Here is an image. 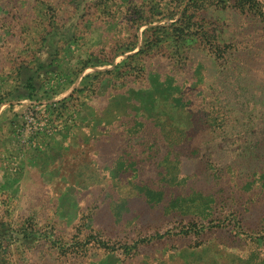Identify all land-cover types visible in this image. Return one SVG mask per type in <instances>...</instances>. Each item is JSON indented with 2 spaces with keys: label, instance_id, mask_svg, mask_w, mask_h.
Returning a JSON list of instances; mask_svg holds the SVG:
<instances>
[{
  "label": "rangeland",
  "instance_id": "374dc122",
  "mask_svg": "<svg viewBox=\"0 0 264 264\" xmlns=\"http://www.w3.org/2000/svg\"><path fill=\"white\" fill-rule=\"evenodd\" d=\"M183 1L0 0V264H211L225 246L264 257L240 234L264 235V24L193 7L186 36L174 23ZM176 106L195 126L231 118L182 146L179 187L154 158L169 149L156 118ZM119 160L136 161L121 177L164 198L153 206L134 189L108 206L124 197L108 170Z\"/></svg>",
  "mask_w": 264,
  "mask_h": 264
},
{
  "label": "trees",
  "instance_id": "16d2710c",
  "mask_svg": "<svg viewBox=\"0 0 264 264\" xmlns=\"http://www.w3.org/2000/svg\"><path fill=\"white\" fill-rule=\"evenodd\" d=\"M80 3V2H79ZM76 1V4H79ZM182 4H185V0L182 2ZM195 7L196 9H203L205 11L208 9V7H214L216 10H226L228 8H232L238 13L241 17H244L246 19L254 20L256 22L257 26H263L264 24V0H189L186 4L185 8L183 10H178L177 14H180V17L175 20L174 23L178 24L176 27V30H181V32H184L186 36L189 35H195L196 31V23L193 22V20L190 19L188 15V11L190 8ZM234 11V12H235ZM171 17V16H170ZM175 19V17H172ZM206 18L203 16L202 21H205ZM204 25V23L202 24ZM229 28V24H226L225 26L221 27L220 32L224 29ZM206 33V31H205ZM212 37V35H210ZM215 38H217V34L214 35ZM234 45V42L231 41ZM233 49L231 48H225L223 50V56H227V59H229V62H233V58L236 57V47ZM252 58V57H251ZM225 59V58H224ZM232 59V60H231ZM253 59V58H252ZM225 69H232L230 65H228ZM236 72H234L235 75ZM27 87L31 90L35 89V86L33 84V75H30L27 79ZM245 83L241 86L238 84V89H246L250 87V81L245 80ZM252 96L254 97V94H250V97L252 99ZM174 100H179L180 98L174 96ZM254 104L251 106V109L253 108H262L261 105L256 104L254 99ZM160 103V100H156L152 106H157V103ZM159 106V105H158ZM173 108V107H172ZM219 108H222L219 106ZM224 108V107H223ZM154 109V108H152ZM230 113H232V108L229 110ZM220 114L218 116H208V121L205 120L206 126H195V115L191 113V111H188L186 107L183 106H176L175 110L172 109V113H166L165 115L159 114L156 118L157 121H155L158 126L161 128V134L162 136L156 138L157 141L160 143H167L168 144V152L166 154L163 153L160 146L157 147V153L155 159H159V175H161V181L166 183V185L169 184L175 185L176 181L178 182L176 187H179V184H182L181 181H179V176L182 169V164L180 163V158H182V146H186V149L188 147H193L196 145H200L202 139L199 136L200 130L208 129L209 133L215 136V132H219L220 129H223L225 131L226 126L229 124L228 120L231 118H227L226 111L219 112ZM217 125V128H212V126ZM260 129H255L257 131ZM214 133V134H213ZM222 135V134H221ZM216 135L215 139H219L221 141L225 138V136ZM214 139V141H215ZM156 141V140H155ZM209 141V140H208ZM262 141V140H259ZM219 143V142H218ZM260 143V142H259ZM261 144V143H260ZM158 145V144H157ZM258 145V144H256ZM198 147V148H197ZM194 147V150H198L200 146ZM181 150V151H180ZM177 153H176V152ZM181 152V153H178ZM173 154V155H172ZM130 159H133V156L130 157ZM127 162V161H126ZM126 162H123L119 160L117 162L116 166H109L108 170L110 171L111 175V181L113 185V190L116 192L117 190H120L122 195L124 197H121V195L115 199H112L110 202H108V206L112 207V205H120L121 201L127 200V195H131L133 193L132 190L135 189V195H143L147 202L150 203V205L155 206L158 204L159 201H161L164 198L165 190L163 188H157L154 186V184L144 182L142 179L135 180L133 178H126L121 177L125 172L128 170H132L135 166L136 161L129 162L128 164ZM256 174H259L260 172H255ZM264 173V172H263ZM93 174V173H92ZM91 175V174H90ZM94 175V174H93ZM129 176V175H127ZM261 177L264 179V175L262 174ZM168 183V184H167ZM91 185V183H90ZM165 185V186H166ZM117 188V190H116ZM132 191V192H130ZM125 193V194H124ZM127 193V194H126ZM187 198V196H181L180 194L177 195L176 198ZM158 201H156L155 200ZM128 203V200H127ZM124 204H121L123 206ZM189 204H180L178 206L180 209H189ZM176 207V205L174 206ZM240 231V234H242L241 237L244 235L250 236L251 238H254V241L259 246H264V235L258 234L255 232H248ZM6 234V231H5ZM257 235V236H256ZM7 236L0 234V246L2 247L3 243L6 242ZM211 251H213V257L211 259V264H264V257H257L260 259H243L239 257L237 254H235L233 251L229 249V247L225 246V249H219L218 247H214Z\"/></svg>",
  "mask_w": 264,
  "mask_h": 264
}]
</instances>
